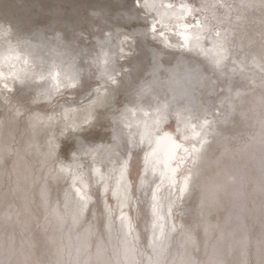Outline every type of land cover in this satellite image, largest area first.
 Listing matches in <instances>:
<instances>
[{
  "label": "clouds",
  "instance_id": "9594fccd",
  "mask_svg": "<svg viewBox=\"0 0 264 264\" xmlns=\"http://www.w3.org/2000/svg\"><path fill=\"white\" fill-rule=\"evenodd\" d=\"M0 264H264V0H0Z\"/></svg>",
  "mask_w": 264,
  "mask_h": 264
}]
</instances>
